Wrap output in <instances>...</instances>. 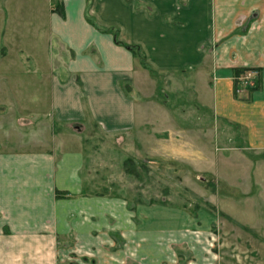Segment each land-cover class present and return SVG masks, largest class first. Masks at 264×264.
Segmentation results:
<instances>
[{
  "label": "crops",
  "instance_id": "obj_1",
  "mask_svg": "<svg viewBox=\"0 0 264 264\" xmlns=\"http://www.w3.org/2000/svg\"><path fill=\"white\" fill-rule=\"evenodd\" d=\"M149 71L175 75L170 96ZM87 126L153 163L196 169L232 138L264 154V0H0V264H176L194 221L99 192L70 136Z\"/></svg>",
  "mask_w": 264,
  "mask_h": 264
},
{
  "label": "rangeland",
  "instance_id": "obj_2",
  "mask_svg": "<svg viewBox=\"0 0 264 264\" xmlns=\"http://www.w3.org/2000/svg\"><path fill=\"white\" fill-rule=\"evenodd\" d=\"M147 74L161 82V99L170 96L175 75ZM143 84L144 93L150 94V83L145 80ZM178 103L175 100L172 105ZM78 131L70 136L90 157L89 167L97 168L96 178L91 176L89 180L97 182L99 192H111L109 195L125 201L129 210L137 204L161 205L194 221L197 233L192 248L183 241L173 246L176 264L190 263L192 253L197 257L195 264H264L262 152L238 158L237 151L229 149L237 145L234 138L219 140L228 145L223 147L215 141L216 145L208 148L209 156L199 159V168L193 169L190 163L172 158L165 150L161 161L149 162L136 144V137L122 143L120 135H107L92 126ZM65 264L73 263L67 260Z\"/></svg>",
  "mask_w": 264,
  "mask_h": 264
},
{
  "label": "built area",
  "instance_id": "obj_3",
  "mask_svg": "<svg viewBox=\"0 0 264 264\" xmlns=\"http://www.w3.org/2000/svg\"><path fill=\"white\" fill-rule=\"evenodd\" d=\"M255 73L256 72L254 70L248 69L238 74L237 76H235L234 80H235L237 87L242 88L246 85H249L254 79ZM238 88H237V91L239 90Z\"/></svg>",
  "mask_w": 264,
  "mask_h": 264
},
{
  "label": "trees",
  "instance_id": "obj_4",
  "mask_svg": "<svg viewBox=\"0 0 264 264\" xmlns=\"http://www.w3.org/2000/svg\"><path fill=\"white\" fill-rule=\"evenodd\" d=\"M113 33H114V35H116V31L115 30H113ZM115 40H116L117 43L123 44L122 42L118 41V39H115ZM123 45H125L127 48H129L132 51V53L135 55V57H137L141 62L144 61L143 53L141 52V50L137 46H135V45H127V44H123ZM245 70H248V69L235 71L236 76H237V74H240V73L244 72ZM58 195H60V193Z\"/></svg>",
  "mask_w": 264,
  "mask_h": 264
}]
</instances>
